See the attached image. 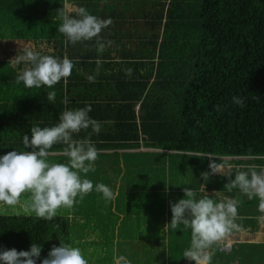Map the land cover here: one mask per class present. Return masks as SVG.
Segmentation results:
<instances>
[{
  "label": "trees",
  "instance_id": "1",
  "mask_svg": "<svg viewBox=\"0 0 264 264\" xmlns=\"http://www.w3.org/2000/svg\"><path fill=\"white\" fill-rule=\"evenodd\" d=\"M67 2L73 17L84 7L98 18H111L113 24L103 29L100 37L114 44L102 54L96 51L95 38L66 45V37L58 32L61 21L57 19V10L63 7L65 0H0V56L9 57L10 44L23 40L31 45L28 48L42 55L61 60L68 55L76 62H87L80 65L90 75L96 74L95 61L100 59L102 66H110L111 70L115 67L133 69L132 77L129 79L125 72L120 76L112 71L108 76H100L103 82L112 83L113 95L107 97L104 106L87 92L89 85L91 90L98 85H87L88 80H85L87 87L80 84L78 71L72 72L67 86L61 80L51 89L25 88L22 82L16 83V78L24 67L31 65L13 62L16 56L24 54L25 48L21 44V50L16 53L15 47L11 52L10 69L0 73V157L13 150L31 151L23 145L24 134L31 138V127L55 126L63 111L90 104L89 116L100 122L101 131L96 134L89 128L74 134L73 138H88L91 133L90 139L99 151L100 162L94 166L95 175L90 179L94 189L96 184H106L104 180L98 183L99 178H109L114 179L111 181L113 192L117 190L116 179L125 175L118 155H130V151L179 157L184 173L195 170L200 177L194 186L196 190L200 184L208 190L214 189L212 174L208 181L200 174L208 172L210 159L212 163H219L223 158H230L235 163L248 161L264 167V0ZM150 3L157 7L148 5ZM124 28L136 34L123 36ZM136 28L138 30H134ZM131 39L137 41V48L122 51L121 46ZM83 43L89 46L91 53L77 59L81 54L75 46L80 44L81 47ZM127 59L132 62L127 63ZM49 91L57 93L54 103L47 101ZM234 96L244 99L243 107L233 103ZM218 105L220 110H217ZM64 147L54 145L48 161L67 162ZM99 170L101 172L96 173ZM167 173L166 187L162 188L164 194L172 192L171 187H177L173 172L167 170ZM222 185L220 187L226 188L223 182ZM134 193L125 196L117 193L115 199L106 201L102 193L93 190L83 200L78 196L73 209L61 208L51 221L31 215L0 214V250L27 251L33 242L40 244L43 247L37 264H41L53 245L59 247L62 241L72 246L105 245L103 235L112 226L109 218L95 213L93 208L101 201L110 202L115 204L111 210H127L144 223L145 216L151 214L150 207L137 191ZM235 193L244 196L240 191ZM253 201L255 205L259 203L258 198ZM91 210L94 213H90ZM137 217L127 221L139 222ZM87 221H95L98 227L87 236L79 237L75 225L85 228ZM166 244H170L167 234L158 243L160 259L151 257L149 264H165L166 255L171 257ZM172 249L179 251L176 245ZM210 251L214 254V247Z\"/></svg>",
  "mask_w": 264,
  "mask_h": 264
},
{
  "label": "clouds",
  "instance_id": "2",
  "mask_svg": "<svg viewBox=\"0 0 264 264\" xmlns=\"http://www.w3.org/2000/svg\"><path fill=\"white\" fill-rule=\"evenodd\" d=\"M58 17L61 21L58 32L66 37L65 44L92 41L95 38L96 51L102 54L106 48L111 47L114 41H104L100 34L103 29L113 24L111 18L101 19L92 15L84 7L76 11L75 17L70 15V7L65 0L63 7L58 9ZM25 42V41H24ZM15 64L31 65L24 67L17 75L16 83H23L25 88H53L63 80L67 86L68 78L72 74L74 61L65 56L62 60L51 55H42L28 47L24 48V54L13 59ZM97 65L96 75H89L87 80L94 83L102 65L100 59L95 61ZM127 78H131L133 69L124 70ZM56 91L47 92V101L54 103ZM233 103L244 106V99L233 97ZM220 110V106H217ZM91 105L84 108L65 110L59 116V123L52 127H31V138L23 135L25 149L31 151H10L0 157V205L8 208L22 206L25 211H30L39 219L51 221L58 211L71 210L77 203V197L83 200L86 195L95 190L102 193L106 201L115 199L116 193L103 184L94 185L88 178H82L81 173L87 174L94 171L95 161L99 151L88 138L74 139V134L82 130L92 129L99 134L101 124L89 116ZM65 145L63 154L68 157L65 163L49 162L52 154L50 149L54 145ZM211 174H222L225 163H211ZM228 176L225 184L229 191L239 189L248 199L258 198V211L264 213V170L255 168L249 172L237 171L235 179ZM209 172H202L203 180L209 179ZM184 198L178 202H170L172 219L164 230L171 228L176 230L183 226L184 230H190V247L183 253L184 258L202 264L209 261V250L220 245L233 231H241V225L236 223L238 218L237 202L233 199L219 202L208 197L197 198L196 192L185 187ZM26 199L22 201V197ZM42 245L32 243L30 250L17 251L13 249L0 250V262L2 264H37L41 258ZM212 254V253H211ZM114 264H130L124 256H114ZM41 264H89L81 248L66 244L62 241L59 247L53 245L47 257Z\"/></svg>",
  "mask_w": 264,
  "mask_h": 264
},
{
  "label": "rangeland",
  "instance_id": "3",
  "mask_svg": "<svg viewBox=\"0 0 264 264\" xmlns=\"http://www.w3.org/2000/svg\"><path fill=\"white\" fill-rule=\"evenodd\" d=\"M148 5L152 4L150 3ZM152 6H156V4H153ZM9 39L10 37H8V40ZM21 44L24 47L31 46L29 43H19V41L10 44L9 57L3 58L0 56V73L6 72L5 70L10 69L11 61L13 59L11 52L15 47H17V49L14 52L17 53L18 50H21ZM6 59L9 60L5 61ZM140 151H142V149H140ZM173 157H175V159H173ZM118 158L120 161H123L121 165L124 167L123 171L125 172V175H122L124 176L122 179H119L118 177V179L115 178L118 187L114 193H119L120 196H125L127 194L135 195L134 191H137V194H140V196L148 201L151 214L145 216L146 220H144V223H141V219L138 215L130 214L127 210L123 211L117 208L113 211L111 209L115 204L101 201L97 203L96 205L98 206L93 209H95V213L100 212L103 217L105 216L109 218V225L112 226V229L103 235L105 245H98V247H95L93 243H91L92 245L89 247L88 245L82 244H75L73 246L81 248L85 258L89 261V264H114L113 255H124L129 259L128 261H130V264H149L148 262H151V257H154V259L157 257V260L160 259L157 255L158 243H160L162 239L164 240L167 234L170 244H166L165 248H167V251L171 252V257L166 255L165 264L184 263L185 258L183 253L190 247L191 242L190 230H184L183 226H181L176 230L169 228L165 232L164 227L170 223L172 219L170 202H178L179 199L184 198L183 189L185 187H190L195 190L194 186H196V183L200 180L197 172L194 170L192 173H184V171L180 169V164L178 162L180 158L173 155H167L166 153L157 152L155 154H147L130 151V155L129 153L125 155L122 154L118 155ZM98 159L95 161L96 165L94 164V166H98L97 163L100 162ZM114 161H117V159ZM118 168L122 169L119 165ZM167 170L172 171L175 175L176 180L174 181V184L177 185V187L176 189H172L171 187L170 189L172 192L164 194L162 188L166 187L164 179L168 176V173L166 174ZM98 172L101 171L99 170L96 173ZM81 174L82 178L91 179L95 175V170L90 171L87 174ZM103 174L106 175L107 173L104 172ZM103 180L106 182L105 185L109 186L112 190L114 189L111 182L114 179L99 178L98 183ZM148 187H151L150 191L148 190ZM149 193H152V195ZM25 199L26 196L22 197V201ZM117 201L119 203V199ZM98 208L100 211L97 210ZM161 208L165 211L163 212ZM154 211L155 213L152 214ZM90 213H94L93 210H91ZM0 214H23L26 216H35L34 213L25 211L22 206L8 208L6 205H0ZM151 216H154V218ZM130 217H137L140 221L136 222V219H134V221L133 219L132 221H127ZM122 222L124 223L119 225ZM95 227H98L95 221H87V224L85 222V228L79 226V224L75 225V228L79 229V237L87 236ZM144 233L146 234L145 237ZM86 239L89 241V236L86 237ZM175 245L179 247V251L177 252L172 249ZM160 253H162V251H160ZM155 264L160 263L155 262ZM208 264H214V256L210 259Z\"/></svg>",
  "mask_w": 264,
  "mask_h": 264
},
{
  "label": "crops",
  "instance_id": "4",
  "mask_svg": "<svg viewBox=\"0 0 264 264\" xmlns=\"http://www.w3.org/2000/svg\"><path fill=\"white\" fill-rule=\"evenodd\" d=\"M123 36L130 35L133 37L135 35V31L130 30V28H124ZM134 30H138L137 28ZM18 42V41H14ZM19 42H24L23 40ZM75 49H79L78 52L81 54L77 59H82L86 55H90V48L88 45H84V43L75 46ZM123 48L127 50H133L137 48V41L135 39L126 40L125 46H121V49L123 51ZM120 49V50H121ZM119 50V54L121 55V51ZM130 53V52H129ZM65 57V56H64ZM63 57V58H64ZM68 58H71L67 55ZM62 58V59H63ZM74 61V68L72 70L77 73L79 72L81 76L80 84L85 85V80H87V77L90 75V73H86V70L84 67H82L80 64H85L87 62H76V59H70ZM92 60L90 59L89 62ZM120 61H116L118 63ZM124 62V61H123ZM127 63L132 62L131 60L127 59ZM97 69V68H96ZM125 68L122 67L119 70V67H115L114 70H111L110 66L104 67L100 66L99 69V77H96L97 81L99 80V83L95 80L94 83H89L87 81V85H98L96 88L91 90V88L88 86L87 92L90 97L96 96V99L100 101V104L103 106L106 105V101L108 96L113 95V93L110 92V87L112 83H108L107 81L103 82V78L100 79V76L102 75H109L112 71L113 73H117L118 75H124L121 72H124ZM83 73V74H81ZM96 75V74H91ZM72 76V74H71ZM73 82H77V80H73ZM116 84V83H115ZM87 87V86H86ZM85 87V89H86ZM138 104L135 106V109L137 110ZM105 124V123H103ZM224 159V160H223ZM222 161L219 163H225L226 167L222 174L216 173L212 174V176L215 178L214 181V189L208 190L204 187V185L200 184L198 189L195 187V192L197 194V198L202 197H208L211 199H214L215 201L219 202L221 200H227V199H233L237 202V211H238V218L236 220V223L241 225L242 230L237 232L233 231L227 239L222 242L220 245L214 246V254H211L212 252L209 250L208 254L210 256V259L214 256V264H264V213H261L258 211V204L255 205L253 199H248L247 196H242L240 193H235V191H240L238 188L233 189L229 191L227 188H223L220 186L222 185V182L224 184L228 183V176L231 175L232 179H235V175L237 171H244L249 172L250 170L255 168L257 171L262 170L260 166L255 165L254 163L250 162H237L235 163L234 160L230 158H223ZM210 165V162L208 161V166ZM208 172L211 174L210 167L207 168ZM226 176V177H225ZM247 206V207H246ZM247 208V211L245 210ZM245 210V211H244ZM243 211V212H242ZM228 245L230 247L229 252H225L222 248ZM209 261H202V264H208ZM182 264H195V261H190L185 258L184 263Z\"/></svg>",
  "mask_w": 264,
  "mask_h": 264
},
{
  "label": "built area",
  "instance_id": "5",
  "mask_svg": "<svg viewBox=\"0 0 264 264\" xmlns=\"http://www.w3.org/2000/svg\"><path fill=\"white\" fill-rule=\"evenodd\" d=\"M209 159L211 158V156H208ZM210 164L212 163L211 159H210ZM262 170H264V167H262ZM223 250H225V252H229L230 251V247L228 245H225L223 248Z\"/></svg>",
  "mask_w": 264,
  "mask_h": 264
}]
</instances>
